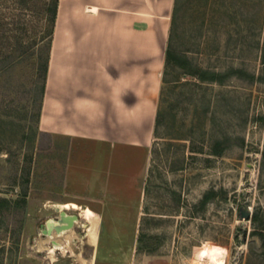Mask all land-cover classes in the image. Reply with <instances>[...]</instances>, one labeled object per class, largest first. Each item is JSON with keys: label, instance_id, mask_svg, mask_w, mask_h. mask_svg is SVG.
I'll return each mask as SVG.
<instances>
[{"label": "rangeland", "instance_id": "rangeland-1", "mask_svg": "<svg viewBox=\"0 0 264 264\" xmlns=\"http://www.w3.org/2000/svg\"><path fill=\"white\" fill-rule=\"evenodd\" d=\"M169 21L143 162L41 130L37 58L0 60V264H264V0H174Z\"/></svg>", "mask_w": 264, "mask_h": 264}, {"label": "crops", "instance_id": "crops-1", "mask_svg": "<svg viewBox=\"0 0 264 264\" xmlns=\"http://www.w3.org/2000/svg\"><path fill=\"white\" fill-rule=\"evenodd\" d=\"M173 1L58 0L39 128L102 146H138L143 162Z\"/></svg>", "mask_w": 264, "mask_h": 264}, {"label": "trees", "instance_id": "trees-1", "mask_svg": "<svg viewBox=\"0 0 264 264\" xmlns=\"http://www.w3.org/2000/svg\"><path fill=\"white\" fill-rule=\"evenodd\" d=\"M57 1L0 0V60L3 61L12 55L10 61L17 62L26 53L34 54L37 58L36 73L39 78V95L35 111L36 121L40 111ZM29 30L33 33L29 34ZM170 55V50L165 47L164 62ZM5 66L6 63H2L0 71ZM17 200L0 195V212L8 211L13 205L12 202L17 203Z\"/></svg>", "mask_w": 264, "mask_h": 264}, {"label": "bare ground", "instance_id": "bare-ground-1", "mask_svg": "<svg viewBox=\"0 0 264 264\" xmlns=\"http://www.w3.org/2000/svg\"><path fill=\"white\" fill-rule=\"evenodd\" d=\"M64 207H66V206H64ZM59 217H60V220H58V221H50V222H48V226L50 224L52 226L50 227V230H46L45 231V234H46V237H47L46 239L50 240L51 244H52L50 246L47 245L48 251L50 253H51V251H53L54 248H57V247H61L62 248V244H61V242H59L61 240H63L62 243L64 244L63 249H64L65 246L69 247V245H70V235H71L70 232H71L72 229L70 230V226L67 227V228L63 227V224H67L68 219L72 220V223L76 222V219L73 218L72 216H69L64 210H61V212L59 214ZM66 229H68V230H66ZM60 236H63V238L60 239ZM55 238L58 241L55 240Z\"/></svg>", "mask_w": 264, "mask_h": 264}, {"label": "water", "instance_id": "water-1", "mask_svg": "<svg viewBox=\"0 0 264 264\" xmlns=\"http://www.w3.org/2000/svg\"><path fill=\"white\" fill-rule=\"evenodd\" d=\"M68 215H69V216H72L73 218H75L74 215H72V214H68ZM239 215H240V216H247V215H248V211L240 208V209H239ZM58 220H60V217H59ZM71 224H72V220L68 219L67 224H63V227L67 228V227H69Z\"/></svg>", "mask_w": 264, "mask_h": 264}, {"label": "built area", "instance_id": "built-area-1", "mask_svg": "<svg viewBox=\"0 0 264 264\" xmlns=\"http://www.w3.org/2000/svg\"><path fill=\"white\" fill-rule=\"evenodd\" d=\"M58 219H59V217L57 218L56 221H58ZM49 222H50V221H49ZM51 226H52L51 224H50L49 226L46 225V228H44V229L42 230V232L45 233L46 230H50V227H51Z\"/></svg>", "mask_w": 264, "mask_h": 264}]
</instances>
